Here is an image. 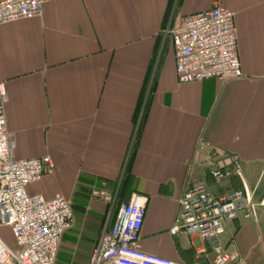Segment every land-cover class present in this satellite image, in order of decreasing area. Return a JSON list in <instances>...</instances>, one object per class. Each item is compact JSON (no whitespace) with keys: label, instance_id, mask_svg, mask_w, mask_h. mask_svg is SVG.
I'll return each instance as SVG.
<instances>
[{"label":"crops","instance_id":"1","mask_svg":"<svg viewBox=\"0 0 264 264\" xmlns=\"http://www.w3.org/2000/svg\"><path fill=\"white\" fill-rule=\"evenodd\" d=\"M213 2L182 0L170 28ZM222 3L236 14L244 75L224 82H178L163 33L173 0H50L41 17L0 25V83L14 157L50 156L55 164L29 193L64 196L79 209L76 217L93 189L119 198L128 173L122 199L148 198L143 250L211 264L205 244L183 231L172 234L180 199L196 182L222 195L227 184L215 181L214 171L239 164L254 191L257 221L229 224L221 242L231 264H264V0ZM96 240L72 238L67 246L76 243L87 254Z\"/></svg>","mask_w":264,"mask_h":264},{"label":"built area","instance_id":"2","mask_svg":"<svg viewBox=\"0 0 264 264\" xmlns=\"http://www.w3.org/2000/svg\"><path fill=\"white\" fill-rule=\"evenodd\" d=\"M50 0H0V25L41 17ZM210 10L186 16L178 28L163 31L170 35L176 75L180 84L217 79L221 82L243 78L239 57L236 14L214 0ZM7 93L0 83V228H7L13 242L0 234V264H59V250L64 236L73 228L75 215L70 200L62 195L47 199L32 195L29 186L54 171L50 156L18 160L8 132ZM236 175L242 187L215 196L204 183H193L180 199V213L172 234L185 232L205 244L213 255L211 264H231L233 258L221 237L226 227L242 218L257 221L254 191L243 180L236 164L233 173L216 170L215 181ZM264 179V171L261 175ZM91 197L114 208L117 193L93 189ZM148 198L133 193L122 204L112 225L100 236L88 264H182L148 253L141 245ZM193 264H201L195 262Z\"/></svg>","mask_w":264,"mask_h":264},{"label":"rangeland","instance_id":"3","mask_svg":"<svg viewBox=\"0 0 264 264\" xmlns=\"http://www.w3.org/2000/svg\"><path fill=\"white\" fill-rule=\"evenodd\" d=\"M167 38L170 43V35H168ZM234 165L235 164H231L230 173H233ZM262 185V188H264V181L262 182ZM101 189L105 190L104 187ZM89 195L90 204L87 205L86 209H83L84 211H82L81 214L76 212L75 224L62 240L59 250V264H86V262L88 264L91 252L98 244L101 233L111 225V218L114 212H116V208H118L121 203H127H123V201L119 200L114 208H110L101 199L91 197V193ZM97 209H101V211ZM0 234L8 243L13 242L9 229L0 228ZM95 235L97 236L96 243L92 251L87 252V254L83 253V248L76 243L71 245V247L67 246L72 238L78 242L81 239L84 240L89 236Z\"/></svg>","mask_w":264,"mask_h":264},{"label":"trees","instance_id":"4","mask_svg":"<svg viewBox=\"0 0 264 264\" xmlns=\"http://www.w3.org/2000/svg\"><path fill=\"white\" fill-rule=\"evenodd\" d=\"M181 1L182 0H173V4H172V6H171V8H170V11H169V13H168V17H167V19H166V23L164 24V30L169 26H171V23H172V21H173V19H174V17L176 16V14H177V10L179 9L178 7H180V4H181ZM163 30V31H164ZM165 46H166V42H165V44H164V42H163V44H162V50L165 48ZM146 101H145V104H144V107H143V109L141 110V113H140V116H139V123L137 124V128H138V131H137V137H136V140H137V138L139 137V134H140V132H141V129H142V124H143V116L145 115V112H146V108H147V103H148V98H147V96H146ZM128 167H127V172H129V169H130V166H131V164H128L127 165ZM128 178H129V175H128V173H127V175L125 176V178H124V182H123V184H122V189H121V191H120V197L118 198V200L117 201H123V203L125 202L123 199H122V196L123 195H125L126 193H125V187H126V185L125 184H127V182H128ZM235 178H237V177H233L232 175L231 176H229L228 178L226 177V178H223V179H221L220 180V182H219V184H221L222 182H225L226 181V184H227V188H226V191L224 192V193H227V192H230V191H233V190H235V189H239V188H241L242 186H238V185H236V186H234V184L231 182L233 179H235ZM238 179V178H237ZM213 181V180H212ZM234 181V180H233ZM213 183H215L214 181H213ZM213 185H215V184H213ZM210 186V185H209ZM217 187H219V185H216ZM127 188V187H126ZM223 193V194H224ZM127 202V201H126ZM122 204V203H121ZM120 204V205H121ZM120 205L118 206V208H116L115 210H116V212H114V214H116L117 213V211H118V209H119V207H120ZM72 208H73V212H74V214H75V211H79V209H77V207H75V205H74V203H72ZM83 210H81V212H82ZM116 216V215H115Z\"/></svg>","mask_w":264,"mask_h":264}]
</instances>
